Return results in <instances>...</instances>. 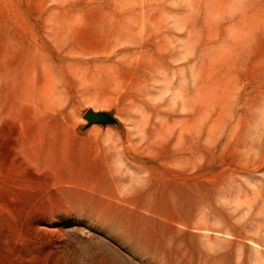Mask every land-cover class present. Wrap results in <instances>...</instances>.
<instances>
[{"label":"rangeland","instance_id":"374dc122","mask_svg":"<svg viewBox=\"0 0 264 264\" xmlns=\"http://www.w3.org/2000/svg\"><path fill=\"white\" fill-rule=\"evenodd\" d=\"M0 264H264V0H0Z\"/></svg>","mask_w":264,"mask_h":264},{"label":"water","instance_id":"95a60500","mask_svg":"<svg viewBox=\"0 0 264 264\" xmlns=\"http://www.w3.org/2000/svg\"><path fill=\"white\" fill-rule=\"evenodd\" d=\"M93 117V113L92 112H88L85 116L86 119H90Z\"/></svg>","mask_w":264,"mask_h":264}]
</instances>
